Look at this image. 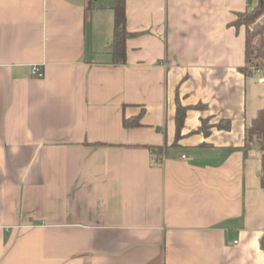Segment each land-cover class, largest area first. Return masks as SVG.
Instances as JSON below:
<instances>
[{"label": "crops", "instance_id": "obj_1", "mask_svg": "<svg viewBox=\"0 0 264 264\" xmlns=\"http://www.w3.org/2000/svg\"><path fill=\"white\" fill-rule=\"evenodd\" d=\"M110 3L0 0V264H264L254 2L125 0L122 64Z\"/></svg>", "mask_w": 264, "mask_h": 264}, {"label": "trees", "instance_id": "obj_2", "mask_svg": "<svg viewBox=\"0 0 264 264\" xmlns=\"http://www.w3.org/2000/svg\"><path fill=\"white\" fill-rule=\"evenodd\" d=\"M258 3L251 10L237 15L234 22L236 28L245 29V64L241 72L245 76H250L253 70L264 67V0H257ZM110 8L114 15L113 39L108 47V51L113 59V63L122 64L125 62V41L133 36L126 30L125 0H111ZM188 109L181 107L177 102L175 126V138H179V131L183 118ZM218 125V128H228V124ZM125 128L139 127L140 116L134 119H124ZM199 131L208 133V127L202 124ZM255 147L260 153L259 182L264 190V105L249 126L245 129V148ZM264 251V245H262Z\"/></svg>", "mask_w": 264, "mask_h": 264}, {"label": "built area", "instance_id": "obj_3", "mask_svg": "<svg viewBox=\"0 0 264 264\" xmlns=\"http://www.w3.org/2000/svg\"><path fill=\"white\" fill-rule=\"evenodd\" d=\"M86 2H90L91 0H84ZM252 2H254L255 6L257 5L258 1L257 0H251ZM31 76L33 78H37V79H41L43 77V72L41 71L40 67H32L31 68ZM252 77H262L264 78V67L260 68L258 70H253L251 75ZM182 158H185V156H182Z\"/></svg>", "mask_w": 264, "mask_h": 264}, {"label": "rangeland", "instance_id": "obj_4", "mask_svg": "<svg viewBox=\"0 0 264 264\" xmlns=\"http://www.w3.org/2000/svg\"><path fill=\"white\" fill-rule=\"evenodd\" d=\"M103 1H108V0H97L96 2H93V1H92V4L95 5V4L101 3V2H103Z\"/></svg>", "mask_w": 264, "mask_h": 264}, {"label": "water", "instance_id": "obj_5", "mask_svg": "<svg viewBox=\"0 0 264 264\" xmlns=\"http://www.w3.org/2000/svg\"><path fill=\"white\" fill-rule=\"evenodd\" d=\"M91 1L96 2L97 0H91Z\"/></svg>", "mask_w": 264, "mask_h": 264}]
</instances>
